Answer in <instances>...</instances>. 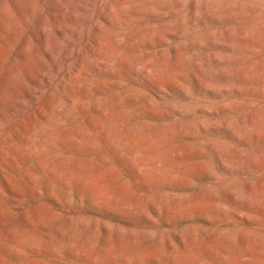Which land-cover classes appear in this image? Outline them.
<instances>
[{
    "label": "rangeland",
    "instance_id": "rangeland-1",
    "mask_svg": "<svg viewBox=\"0 0 264 264\" xmlns=\"http://www.w3.org/2000/svg\"><path fill=\"white\" fill-rule=\"evenodd\" d=\"M0 264H264V0H0Z\"/></svg>",
    "mask_w": 264,
    "mask_h": 264
}]
</instances>
